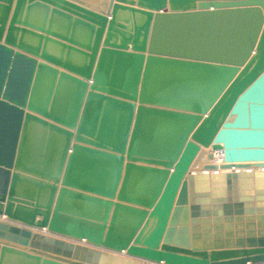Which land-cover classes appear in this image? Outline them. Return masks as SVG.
Masks as SVG:
<instances>
[{
    "label": "water",
    "instance_id": "95a60500",
    "mask_svg": "<svg viewBox=\"0 0 264 264\" xmlns=\"http://www.w3.org/2000/svg\"><path fill=\"white\" fill-rule=\"evenodd\" d=\"M0 264H264V0H0Z\"/></svg>",
    "mask_w": 264,
    "mask_h": 264
},
{
    "label": "bare ground",
    "instance_id": "6f19581e",
    "mask_svg": "<svg viewBox=\"0 0 264 264\" xmlns=\"http://www.w3.org/2000/svg\"><path fill=\"white\" fill-rule=\"evenodd\" d=\"M210 151H211V149H203L202 150V152H201V154H200L199 157H201V159L202 158L205 159V160H203L205 162H203L201 160L203 162V164L206 163V161H208V159H207V153L210 152ZM213 153H214V162L217 163V164L223 163V152L219 150V151H214ZM197 162L198 161H196L195 164H194V170H197L196 167H195V165H196Z\"/></svg>",
    "mask_w": 264,
    "mask_h": 264
},
{
    "label": "crops",
    "instance_id": "0c3cea01",
    "mask_svg": "<svg viewBox=\"0 0 264 264\" xmlns=\"http://www.w3.org/2000/svg\"><path fill=\"white\" fill-rule=\"evenodd\" d=\"M201 160L203 161L205 159H203V158L201 159V157L198 158V160H197L198 162L195 165L196 169L200 168L203 165V162H205V161L202 162ZM206 163H207V161H206Z\"/></svg>",
    "mask_w": 264,
    "mask_h": 264
}]
</instances>
